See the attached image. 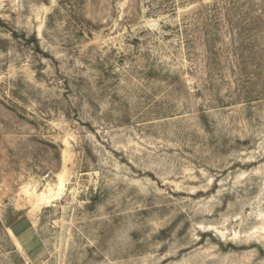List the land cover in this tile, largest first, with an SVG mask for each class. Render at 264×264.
<instances>
[{
    "label": "rangeland",
    "instance_id": "1",
    "mask_svg": "<svg viewBox=\"0 0 264 264\" xmlns=\"http://www.w3.org/2000/svg\"><path fill=\"white\" fill-rule=\"evenodd\" d=\"M0 264H264V0H0Z\"/></svg>",
    "mask_w": 264,
    "mask_h": 264
}]
</instances>
